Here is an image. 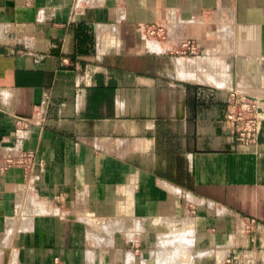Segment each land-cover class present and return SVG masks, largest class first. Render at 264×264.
Wrapping results in <instances>:
<instances>
[{
	"label": "crops",
	"instance_id": "1",
	"mask_svg": "<svg viewBox=\"0 0 264 264\" xmlns=\"http://www.w3.org/2000/svg\"><path fill=\"white\" fill-rule=\"evenodd\" d=\"M240 78L264 102V0H0V264H147L177 227L203 263L264 264Z\"/></svg>",
	"mask_w": 264,
	"mask_h": 264
},
{
	"label": "built area",
	"instance_id": "2",
	"mask_svg": "<svg viewBox=\"0 0 264 264\" xmlns=\"http://www.w3.org/2000/svg\"><path fill=\"white\" fill-rule=\"evenodd\" d=\"M147 36H162L163 29L159 26H149L144 29ZM189 55H195L197 47L191 42L182 45ZM264 102L260 98L251 97L245 93L231 91L226 98V110L224 120L230 128V132L236 141L243 146L255 144L261 130L264 116L262 105ZM254 264L249 252L232 254L226 259V264Z\"/></svg>",
	"mask_w": 264,
	"mask_h": 264
},
{
	"label": "rangeland",
	"instance_id": "3",
	"mask_svg": "<svg viewBox=\"0 0 264 264\" xmlns=\"http://www.w3.org/2000/svg\"><path fill=\"white\" fill-rule=\"evenodd\" d=\"M240 79V81L235 82V91L250 94V96L260 94L259 90L254 87L253 82L243 81L244 78ZM175 230L173 233L167 232L166 234L169 235H165L163 239L160 238L154 249L152 248L151 253L153 252L154 256L147 264H206L207 262L203 263V260H201L205 256L200 255L201 257L197 259L199 253L196 252L197 248L193 247L194 239L188 233L191 230L190 227H177Z\"/></svg>",
	"mask_w": 264,
	"mask_h": 264
}]
</instances>
